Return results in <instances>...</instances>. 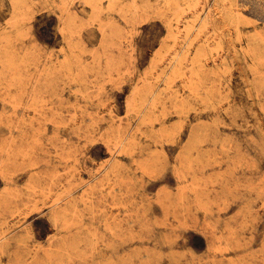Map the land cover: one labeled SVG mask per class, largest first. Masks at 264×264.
<instances>
[{"label": "rangeland", "instance_id": "374dc122", "mask_svg": "<svg viewBox=\"0 0 264 264\" xmlns=\"http://www.w3.org/2000/svg\"><path fill=\"white\" fill-rule=\"evenodd\" d=\"M0 264H264V0H0Z\"/></svg>", "mask_w": 264, "mask_h": 264}, {"label": "bare ground", "instance_id": "6f19581e", "mask_svg": "<svg viewBox=\"0 0 264 264\" xmlns=\"http://www.w3.org/2000/svg\"><path fill=\"white\" fill-rule=\"evenodd\" d=\"M177 81V80H176ZM149 118V117H148ZM150 128V127H149Z\"/></svg>", "mask_w": 264, "mask_h": 264}]
</instances>
